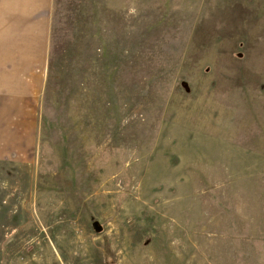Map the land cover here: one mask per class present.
Masks as SVG:
<instances>
[{"label": "rangeland", "instance_id": "obj_1", "mask_svg": "<svg viewBox=\"0 0 264 264\" xmlns=\"http://www.w3.org/2000/svg\"><path fill=\"white\" fill-rule=\"evenodd\" d=\"M0 50V264H264V0H0Z\"/></svg>", "mask_w": 264, "mask_h": 264}, {"label": "crops", "instance_id": "obj_2", "mask_svg": "<svg viewBox=\"0 0 264 264\" xmlns=\"http://www.w3.org/2000/svg\"><path fill=\"white\" fill-rule=\"evenodd\" d=\"M31 58L32 51L0 50V107L7 101L8 96H12L13 98L9 100L15 103L18 77L31 75ZM2 93L4 96H1Z\"/></svg>", "mask_w": 264, "mask_h": 264}]
</instances>
